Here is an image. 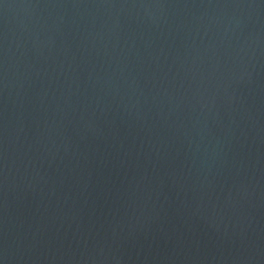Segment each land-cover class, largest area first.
<instances>
[{
    "label": "water",
    "instance_id": "obj_1",
    "mask_svg": "<svg viewBox=\"0 0 264 264\" xmlns=\"http://www.w3.org/2000/svg\"><path fill=\"white\" fill-rule=\"evenodd\" d=\"M0 264H264V0H0Z\"/></svg>",
    "mask_w": 264,
    "mask_h": 264
}]
</instances>
